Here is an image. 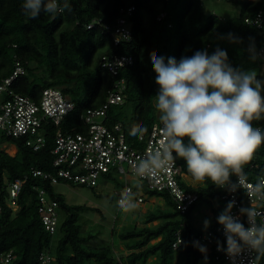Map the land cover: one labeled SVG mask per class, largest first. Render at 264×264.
<instances>
[{"label": "trees", "instance_id": "16d2710c", "mask_svg": "<svg viewBox=\"0 0 264 264\" xmlns=\"http://www.w3.org/2000/svg\"><path fill=\"white\" fill-rule=\"evenodd\" d=\"M228 1L239 5L238 15L228 19L213 13L206 14L199 0H69L71 12L65 10L57 16L41 13L37 19H29L23 14L24 0H0V81L11 73L13 56L17 55L25 67V74L14 82L15 91L37 98L46 87L61 88L73 100L75 108L59 129L82 132L81 115L88 108L102 105L112 82L123 77L126 82L124 101L108 109L104 124L108 127L120 124L130 141L142 132L139 130H148L159 120L155 108L158 87L151 53L175 57L179 61L181 56H191L201 49H207L211 54L219 45L227 50L234 67L245 70L261 68L264 61L252 62L246 47L248 37H255L257 48L262 38L245 19L263 9L264 0ZM129 6L135 8L128 19L132 38L114 45L111 31L102 25H113L120 16V8ZM161 12L165 16L158 20ZM92 21L94 25L87 28ZM228 32L243 37V44H230L218 39V34ZM112 54H130L134 58L133 63L121 68L116 77L101 66L103 56ZM253 125L264 129V120L254 121ZM57 129L52 125L46 129L45 145L39 150L25 145L22 138H7L16 146L14 155L0 149V204L4 209L0 216V254L11 250L15 256L10 262L0 261V264H138L145 263L154 255L157 256L155 264H226L216 260L213 253H201L195 246L203 233L215 232L219 225L218 209L213 208L212 221L205 229L195 231L191 220L198 203L210 205L213 200H223L225 191L210 181L206 182V187H201L193 181L184 162L179 159L177 163L183 173L191 182L197 183H183L187 190L198 193L197 201L185 213H180L167 193L150 191L140 185L143 194L162 197L172 210L157 208L148 211L140 226L134 224L120 234L121 238L134 236L137 239L127 246L130 252L125 256V263L109 250L92 248L89 243L97 234H85L78 222L79 213L87 206L68 204L54 192V185L30 173L31 167L54 169L51 150ZM263 158L264 145L245 167L247 179L264 174ZM25 176L26 181L17 199L19 208L12 212L5 202L6 181ZM231 179L234 181L235 176ZM35 186L44 187L57 201L58 214H64L54 233H49L42 225ZM57 232L59 237L55 240ZM177 234L181 236L182 243L173 249ZM215 234L218 241L219 236ZM41 254L49 258L46 263H42Z\"/></svg>", "mask_w": 264, "mask_h": 264}, {"label": "clouds", "instance_id": "9594fccd", "mask_svg": "<svg viewBox=\"0 0 264 264\" xmlns=\"http://www.w3.org/2000/svg\"><path fill=\"white\" fill-rule=\"evenodd\" d=\"M22 8L29 19H37L41 13L57 16L72 11L69 0H24ZM218 39L230 44L244 42L233 32L218 34ZM246 51L252 62L264 61V49H257L255 37H248ZM151 63L163 139L159 147L133 165L135 175L140 179L153 177L179 159L201 187L210 181L230 192L244 188L248 183L245 167L264 145V129L253 125L254 121L264 120V79L258 78L260 74L254 68L234 67L227 50L219 45L211 54L201 49L191 56H181L179 61L153 52ZM248 188L250 198H264V178ZM133 197L130 189L125 191L118 207L126 213L135 210ZM233 206L234 201H230L217 217L224 228L226 253L234 259L247 249L259 258L264 255V223H257L255 218L261 213L251 207L240 208V215L247 217L245 227L239 216L231 214ZM209 224L204 221L206 228ZM195 246L201 253L207 252L198 242Z\"/></svg>", "mask_w": 264, "mask_h": 264}, {"label": "built area", "instance_id": "2783aa9c", "mask_svg": "<svg viewBox=\"0 0 264 264\" xmlns=\"http://www.w3.org/2000/svg\"><path fill=\"white\" fill-rule=\"evenodd\" d=\"M205 1L207 0H199L201 4ZM134 9V6L120 8V16L113 25H102L106 30L111 31L114 45L131 40L132 30L128 19L133 15ZM164 16L165 13L161 12L157 19L161 20ZM245 21L253 26L262 38V43L257 49H264V8ZM93 25L92 21L87 24V28ZM133 61L134 58L130 54H112L103 56L101 66L116 77L121 68L131 65ZM24 74L25 67L21 59L14 55L11 73L0 81V140H3L0 142V149L10 154L8 150L13 147L16 153L15 144L13 145L7 138H22L25 145L33 150H39L45 145L44 132L46 129L51 125L58 128L54 135V147L51 150L54 155L52 161L54 169L51 171L31 167L30 173L33 177H40L52 185L67 182L95 187L100 178L108 180L117 176L122 179L123 184L116 190V204L122 193L129 189L134 194L133 198L137 206L144 203L143 189L137 188L138 183L150 191L167 193L180 213H185L197 201L198 193L187 190L183 185V183L190 184L191 180L183 173L177 160L172 167L158 171L153 177L140 179L135 175L133 165L147 152L161 144L163 134L159 120L130 141L127 140L120 124H114L111 127L104 124L108 109L124 101L123 92L126 82L123 77L112 82L102 105L88 108L81 115L84 131L74 132L59 129L75 108L73 100L59 87H46L37 98H31L15 91L14 82ZM129 174L135 176L138 181L130 184L127 181ZM26 178L27 176L14 181H6L5 202L12 212H16L19 208L17 199ZM261 178H264V174L256 176L255 179H247L248 183L244 188H239L235 192L223 189L225 192L222 197L227 205L230 201H234L231 214L239 216L245 227L248 226L247 217L239 213L242 207L256 209L261 213L255 218L257 223H264V198L248 196V186L254 185ZM236 179L235 177L233 182ZM34 189L37 192V211L42 225L46 231L54 233L59 224L58 203L48 195L44 187L35 186ZM3 210V205L0 204V216ZM214 231L219 236L218 241L215 240L216 234L213 231L203 233L197 241L207 248L208 253H213L216 260L226 264H264V255L257 258V253L247 249L231 259L226 253L227 244L223 226L219 224ZM220 238H222L221 241ZM181 243L182 238L177 234L176 240L172 243L173 249ZM218 244L222 250L218 251ZM14 257L10 250L0 254V261L8 263ZM40 259L42 263L49 260L43 254L40 255Z\"/></svg>", "mask_w": 264, "mask_h": 264}, {"label": "rangeland", "instance_id": "374dc122", "mask_svg": "<svg viewBox=\"0 0 264 264\" xmlns=\"http://www.w3.org/2000/svg\"><path fill=\"white\" fill-rule=\"evenodd\" d=\"M206 14H216L222 19H228L239 13V5L228 0H207L202 5ZM261 79H264V63L261 68L256 69ZM156 102V100H155ZM3 140H0V142ZM14 145V144H13ZM9 153L14 154L13 147L9 148ZM127 168L126 164L124 165ZM127 181L134 184L138 181L135 176L128 175ZM122 179L114 176L112 179L106 180L100 178L97 186L87 187L80 184H65L59 182L54 185V192L60 194L70 205H85L87 208L79 213L78 222L82 226L85 234L88 232L97 234L96 238L91 239L89 245L92 248H102L109 250L119 260L125 263V256L130 252L127 246L133 244L137 239L134 236L121 238L120 234L130 229L134 224L141 225L144 215L148 211L160 208L162 210H172L165 204L160 196H150L144 194L145 202L137 206L131 212H124L118 208L116 204V190L121 187ZM193 185L197 183L191 182ZM227 204L224 200H213L210 205L200 202L196 205L192 212V224L195 231L205 229L204 221H212L213 208L218 209V213H222ZM95 208L97 210H95ZM180 216H178L179 218ZM64 214L59 213V221H62ZM153 223V222H152ZM151 224V223H150ZM114 229V233H112ZM59 237V233L54 234V239ZM152 240L153 241H156ZM55 243V242H54ZM157 256H150L145 263L138 264H155Z\"/></svg>", "mask_w": 264, "mask_h": 264}]
</instances>
